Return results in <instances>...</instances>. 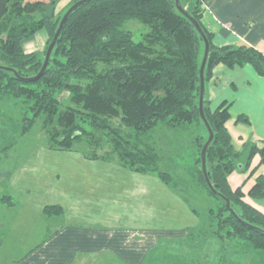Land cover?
Returning <instances> with one entry per match:
<instances>
[{
  "label": "trees",
  "instance_id": "1",
  "mask_svg": "<svg viewBox=\"0 0 264 264\" xmlns=\"http://www.w3.org/2000/svg\"><path fill=\"white\" fill-rule=\"evenodd\" d=\"M204 3L181 0L210 43L205 86L219 64H251L264 76L261 51L248 45H213V35L203 24ZM55 11L56 0H0V67L7 68H0V97L11 96L20 102L23 133L40 122L53 149L72 151L85 141L92 148L91 154H84L88 160L117 159L125 169L156 174L170 185L172 174L163 170V157L155 145L146 142L148 133L162 123L171 130L202 125L207 138L201 133L196 136L194 167L200 186L218 206L208 210L211 234L221 245L230 242L245 246L246 254L250 250L264 254V213L245 202L242 188L233 190L228 180L234 172L247 173L256 155L264 165V141L262 146L250 143L237 151L226 127L229 103L212 110L205 96L204 112L214 133L206 154L207 173L218 193L214 195L206 183L201 157L209 138L200 113L205 42L178 10L176 0H92L83 4L65 23L44 74L25 81L39 74L46 51L44 55L26 52L23 42L47 29L49 46L63 18ZM131 20L146 27L140 41L126 28ZM106 147L109 151H104ZM249 196L264 200V175L257 177ZM3 202L15 206L10 196ZM44 211L60 215L63 208L48 205ZM192 211L200 215L196 208Z\"/></svg>",
  "mask_w": 264,
  "mask_h": 264
},
{
  "label": "rangeland",
  "instance_id": "2",
  "mask_svg": "<svg viewBox=\"0 0 264 264\" xmlns=\"http://www.w3.org/2000/svg\"><path fill=\"white\" fill-rule=\"evenodd\" d=\"M74 2L56 0L55 15L64 16ZM126 28L133 31L136 41L146 29L135 20L128 21ZM50 37L43 29L25 40L23 48L44 55ZM23 118L18 100L0 97V264H21L63 224H89L95 209L110 215L111 233L123 228L129 237L136 236L128 241L130 247L139 239L136 230L143 224L147 236L155 241L144 245L141 240L138 251L129 248L137 254L130 259L112 248L93 264H264L263 253L250 250L246 254L245 246L230 242L221 245L211 234L208 210L218 206L200 186L194 167L196 136L201 133L207 138L202 125L171 130L162 123L148 133L146 142L155 145L163 157V170L172 174L173 182L167 185L153 173L132 174L128 169H118L117 159L87 161L84 154H91L92 148L85 141L72 151L53 149L40 122L23 133ZM5 196L11 197L14 208L7 202L2 205ZM47 203L61 205L63 213L39 216L37 207ZM103 223L102 218L96 222ZM44 249L38 254L40 258ZM34 263L41 262L29 257L22 261Z\"/></svg>",
  "mask_w": 264,
  "mask_h": 264
},
{
  "label": "crops",
  "instance_id": "3",
  "mask_svg": "<svg viewBox=\"0 0 264 264\" xmlns=\"http://www.w3.org/2000/svg\"><path fill=\"white\" fill-rule=\"evenodd\" d=\"M73 1L76 0H69V2ZM204 7L203 24L212 33V43L215 47L248 45L264 54V0H205ZM205 96L212 110L224 102L229 103L230 118L226 122V127L237 151H242L244 146L250 143L262 146L264 76L260 75L253 65L237 67L217 65L206 84ZM241 117L244 120H241ZM260 162V156L256 155L247 173L234 172L228 180L233 190L242 188L245 202L264 213V200H253L249 196L257 177L264 175V165ZM120 168L124 167L120 165L118 169ZM252 171H254L253 174H251ZM132 174L141 173L132 171ZM1 203L3 205L4 202L1 200ZM48 205L50 204L47 203L45 206ZM45 206L37 207L39 216H44ZM91 214L93 218L89 224L67 223L63 224L61 229H56V232L48 237V241L43 242V246L37 249L38 246L28 256L29 259L35 258L36 262H41L34 264H93L96 262L94 259H97L101 253L112 251V248L115 249L114 252L119 251L123 257L130 259L132 256H137L135 251H138L143 243L145 245L148 241H155L151 238L152 236H147V230L143 224V228L136 230L140 235L139 239L130 247L127 244L128 241L134 240L136 236L129 237L128 231L123 228L116 233H111L110 215L98 213V209L91 210ZM119 214L123 216L124 213L121 211ZM101 218L106 224H96ZM141 240H144L143 243ZM43 248L45 251L40 258L38 254ZM126 252L129 254H123ZM25 259L21 260V264Z\"/></svg>",
  "mask_w": 264,
  "mask_h": 264
},
{
  "label": "water",
  "instance_id": "4",
  "mask_svg": "<svg viewBox=\"0 0 264 264\" xmlns=\"http://www.w3.org/2000/svg\"><path fill=\"white\" fill-rule=\"evenodd\" d=\"M92 0H79L77 1L76 3H74L67 11L66 13L64 14L61 22H60V25L53 37V40L51 41L48 49H47V52H46V56H45V61H44V64H43V67L41 69V71L39 72V74L34 77V78H31V79H24L25 81H34V80H38L43 74L44 72L46 71L48 65H49V62H50V58H51V55H52V52L57 44V41H58V38L60 37L61 35V32L64 28V25L65 23L67 22L69 16L71 15V13L76 10L78 7L82 6L83 4L87 3V2H90ZM176 5H177V8L178 10L183 14L185 15L187 18H189L191 20V22L195 25V27L197 28V30L201 33L203 39H204V42H205V54H204V58H203V62H202V65H201V70H200V89H201V92H200V113H201V118H202V121L205 125V127L207 128L208 132H209V138L205 144V146L203 147L202 149V170H203V173H204V177H205V180H206V183L208 185V187L211 189V191L213 192L214 195H218L216 189L213 187L212 183H211V180L208 176V173H207V163H206V154H207V150H208V147L210 146L211 142L213 141V138H214V133L211 129V126L210 124L208 123V120L205 116V112H204V99H205V67H206V63H207V60H208V56H209V52H210V43H209V40L206 36V34L204 33V31L202 30L201 26L199 25V23L194 19L192 18V16H190V14L183 8L182 4H181V0H176ZM0 68H3V67H0ZM3 69H7V68H3ZM226 206L227 208L229 209V211L233 212V209L230 207V203L228 200H226Z\"/></svg>",
  "mask_w": 264,
  "mask_h": 264
},
{
  "label": "built area",
  "instance_id": "5",
  "mask_svg": "<svg viewBox=\"0 0 264 264\" xmlns=\"http://www.w3.org/2000/svg\"><path fill=\"white\" fill-rule=\"evenodd\" d=\"M204 5H205V3H204Z\"/></svg>",
  "mask_w": 264,
  "mask_h": 264
}]
</instances>
